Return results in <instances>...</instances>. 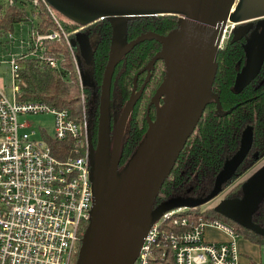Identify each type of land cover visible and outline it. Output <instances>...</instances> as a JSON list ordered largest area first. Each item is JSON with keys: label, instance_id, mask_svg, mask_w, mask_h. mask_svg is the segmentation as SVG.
I'll return each instance as SVG.
<instances>
[{"label": "water", "instance_id": "obj_1", "mask_svg": "<svg viewBox=\"0 0 264 264\" xmlns=\"http://www.w3.org/2000/svg\"><path fill=\"white\" fill-rule=\"evenodd\" d=\"M252 0H70L69 7L80 5L76 12L90 10L91 22L104 18L110 24V44L115 46L101 72L94 164L92 170V207L78 246L75 264H133L139 244L151 220L162 211L175 207H198L219 193L242 163L247 150L234 152L213 178L212 188L202 198L168 197L155 204L160 185L173 167L175 158L185 145L212 97L211 84L215 74V55L226 21L249 23L263 18L264 12H246ZM84 6V7H83ZM86 7V8H85ZM242 11V16L235 12ZM173 14L178 17L169 34L143 32L126 40L130 18ZM232 15V18L230 17ZM264 34V20L260 22ZM255 24V26H257ZM250 24L235 27L239 39L250 30ZM144 39L156 40L161 50L152 56L134 75L130 96L118 116L109 146V81L117 60ZM263 40V39H262ZM114 44V45H112ZM264 57V40L260 41L255 74ZM163 60V76L146 107V134L129 162L116 175L121 129L142 91L150 67ZM145 70L139 89L135 79ZM249 79V78H248ZM247 79V80H248ZM246 81V80H245ZM244 81V82H245ZM160 100V105L159 101ZM150 105L154 119L148 117ZM249 145V144H248ZM88 146H91L90 135ZM248 147V146H247ZM92 147L89 148V156ZM102 171L105 177L102 176ZM264 193V164L255 169L241 184L240 195L222 199L214 210L231 221L264 236V229L250 220Z\"/></svg>", "mask_w": 264, "mask_h": 264}, {"label": "trees", "instance_id": "obj_2", "mask_svg": "<svg viewBox=\"0 0 264 264\" xmlns=\"http://www.w3.org/2000/svg\"><path fill=\"white\" fill-rule=\"evenodd\" d=\"M30 0H0V37L14 30L16 23L25 22L28 19L26 6ZM31 16L36 17V30L46 32L56 27V22L47 13L45 6L39 5L30 11ZM178 17L173 14L139 16L130 18L126 25V40H131L143 32L157 33L161 36L169 34L176 26ZM58 20V19H57ZM96 27L98 39L91 52L92 70L91 76L96 86L101 80V72L106 60L112 52L110 44V24L104 19H97ZM61 27L67 33H71L78 26L71 23H63ZM232 32L224 40L221 48L215 55V74L212 81V97L208 98L201 116L195 124L192 133L185 141V145L176 156L167 177L160 185L155 198V204L168 198L177 186L182 185L191 177L197 181L202 179L205 173L216 175L224 163L223 152L230 155L235 151L240 127L243 122H249L250 139L242 163L235 170L231 179L225 183L237 180L226 198L240 195V184L244 180L238 179L254 167L260 159L264 158V57L254 76L244 82L235 90L233 83L243 61L244 48L240 39L234 38ZM161 50V45L156 40L144 39L135 44L114 65L109 81L108 107L124 108L131 93V85L134 75L149 61V59ZM45 52L60 54L62 59L58 68H51L45 63H39L34 56L26 55L15 60L18 66L16 99L19 102H40L55 108L67 110L71 119L77 120L81 113L80 93L87 90L81 87L79 90L75 62L68 48L63 42H47ZM163 60L157 59L150 69V77L144 86L142 94L135 101L129 112L126 122L124 137L120 143L117 161L118 165L125 166L130 157L139 147L146 134L145 109L148 101L154 95L156 87L163 76ZM143 72L139 73L135 84L142 82ZM161 103V102H160ZM96 104V103H94ZM98 106V104H96ZM148 117L153 120L152 107ZM92 123L89 129L90 140L93 145L96 141L97 113L92 114ZM45 135L52 154L59 160L72 154L73 142L69 140H53ZM246 179V178H245ZM181 215L196 221L197 217H209L220 220L232 234H238L245 239L264 245V236L251 228H246L231 221L229 218L217 213L214 208L189 207L182 211ZM251 222L260 229H264V193L260 203L250 214ZM81 228L82 232L85 228Z\"/></svg>", "mask_w": 264, "mask_h": 264}, {"label": "built area", "instance_id": "obj_3", "mask_svg": "<svg viewBox=\"0 0 264 264\" xmlns=\"http://www.w3.org/2000/svg\"><path fill=\"white\" fill-rule=\"evenodd\" d=\"M28 3L34 8L45 6L56 27L40 33L35 26L27 29V51L7 61L10 95L0 90V264H75L80 231L87 224L93 205L89 148L94 147L88 146L90 128L70 119L67 110L16 99L17 58L34 56L39 63L58 68L61 55L45 52L46 43L56 41L66 45L74 62L70 34L63 30L45 1ZM233 24L225 22L219 46L231 33ZM10 34L5 35L8 41L12 40ZM79 86L83 87L80 77ZM28 112L51 114L53 135L46 136L73 142L72 154L58 160L45 135L38 140L33 137V130L24 131L29 125L20 123L17 114ZM102 176L105 177L103 171ZM185 209L162 211L151 220L133 264H240L235 243L207 241L203 237L205 227L233 236L231 229L209 217L188 219L181 215Z\"/></svg>", "mask_w": 264, "mask_h": 264}, {"label": "rangeland", "instance_id": "obj_4", "mask_svg": "<svg viewBox=\"0 0 264 264\" xmlns=\"http://www.w3.org/2000/svg\"><path fill=\"white\" fill-rule=\"evenodd\" d=\"M48 8L50 9L52 15H55L58 20H61L63 23H71L73 25H79L80 27L77 29H74L70 35L69 40L72 44V51H73V58L74 62L76 63L77 68V74L81 79L82 86L86 88V93H80V105H81V113L78 117V121L81 122V125H86L90 128L92 123V114L94 110H96V113H98V106L97 100L99 95L98 86L95 85L94 80L91 76V70H92V61H91V52L94 48V45L97 41L98 35L94 33L93 31H89L86 28L83 30H80L81 27L91 22V16L89 15L90 10L85 9V11L82 12H76L80 5L75 4L74 7H69V1L70 0H44ZM239 2V0H238ZM26 6V13L28 14V19L25 20V22H21L19 27L21 26L22 32L25 33L26 28L28 29L30 26H35L37 23L36 17L31 16L30 11L32 10V6L29 4ZM84 7V6H83ZM86 8V7H85ZM246 12L249 13H261L264 12V0H252L248 5ZM235 14L242 16L244 13L242 11L235 12ZM232 18V15H230ZM18 24V23H16ZM14 25V29L15 26ZM18 28L16 29L15 34L18 36ZM255 31L257 29H254ZM255 31H251L249 35H247L246 39V60L241 68V70L238 73V76L236 78V81L234 83L233 89H239L242 86V83L250 78L253 72V67L255 60L258 58L260 46L258 45V42L251 38L254 37ZM254 32V33H253ZM233 34V33H232ZM235 34V33H234ZM233 34V35H234ZM251 36V37H249ZM249 37V38H248ZM4 42V37L0 38ZM114 45V44H112ZM115 46H112V49ZM4 64L0 65V75L5 80L6 88L3 91L8 96L10 95V83L11 78L9 76V72H5V69L3 68ZM78 87L79 90L81 87L79 86V80H78ZM96 103V104H94ZM112 112V114H114ZM17 120L20 123H28L29 127L23 129L26 132H29L30 130H33V137L35 139H42V135L45 133L49 137H51L53 134V122L52 115L49 113H24V114H17ZM98 120V119H97ZM85 121V122H84ZM44 129V131H43ZM126 130V124L123 125L121 129L122 138L124 137ZM250 139V128H249V122L245 121L240 127L239 136L237 139V146L235 148L234 152H241L244 151V149L247 148L249 144ZM233 152V153H234ZM232 153V154H233ZM94 154H95V148L92 150V155L90 157L91 167L93 166L94 162ZM231 154V155H232ZM230 155V156H231ZM222 157L224 158V162L227 161L230 157L227 155V152H223ZM264 164V158L260 159L259 162L249 169L244 176L240 177L238 181L245 180L255 169L259 168V166ZM123 168V167H122ZM122 168L116 167V175H119L120 172L123 170ZM90 176H92V170L90 171ZM214 175L210 173H205L202 176V179L200 181H197L195 177H191L188 179V181L182 185L177 186L176 189L171 193L169 197H182V198H191V199H199L202 198L205 194H207L210 189L212 188V182H213ZM237 182V180L231 181L230 184L223 185L221 191L217 193L216 196H214L212 199L208 200V202L203 203V205L200 206V209L203 210L204 208H214L218 205V203L225 199V195H227L231 188L234 186L233 184ZM155 219V218H154ZM208 227H205L203 237L205 239H212L213 237L217 236L218 234L214 232L213 230L206 229ZM211 229L214 227H210ZM215 229V228H214ZM209 232V233H207ZM234 239L240 238L238 234H233ZM208 239V240H209ZM261 264H264V248H261Z\"/></svg>", "mask_w": 264, "mask_h": 264}, {"label": "crops", "instance_id": "obj_5", "mask_svg": "<svg viewBox=\"0 0 264 264\" xmlns=\"http://www.w3.org/2000/svg\"><path fill=\"white\" fill-rule=\"evenodd\" d=\"M21 24L18 23L15 26V29L13 32H11L10 35H12V40L8 41V38L4 37V42L0 39V65L4 64L3 68L5 69V72H9V65L7 64V61L14 55L25 53L27 51L26 48H28L27 40V28L25 30V33L22 32ZM19 29L17 34H15L16 29ZM2 38V37H0ZM20 40L22 42H20ZM10 76V73H9ZM5 80L0 75V90L4 91L6 88ZM213 230L218 235L213 237L212 239H206L207 241H214V242H225V241H232L235 243L236 251H237V257L240 262V264H253V263H259L261 264V248H264V245H259L255 242H252L248 239L243 238L239 235L240 238L234 239V236H230L226 232L222 231L221 229H214V228H206ZM209 233V232H207Z\"/></svg>", "mask_w": 264, "mask_h": 264}, {"label": "flooded vegetation", "instance_id": "obj_6", "mask_svg": "<svg viewBox=\"0 0 264 264\" xmlns=\"http://www.w3.org/2000/svg\"><path fill=\"white\" fill-rule=\"evenodd\" d=\"M262 20H264V17L263 18H254L253 20H249L250 22L249 23H246V22H240V23H238V24H233V26H232V31L235 29V27H240V26H243V24H250L251 26V28H250V30H248L245 34H243L240 38H241V41H242V44H243V48H244V58H243V61L241 62V66L239 67V70L238 71H240L241 70V68L243 67V65H244V63H245V60H246V39H247V35H249L250 33H251V31H255L254 29H257L256 31H255V33L254 34H252V35H254V37L252 36H249V37H251V38H254L257 42H258V45L260 46V41L262 42L263 40H264V34L262 33V31H261V24H260V22L262 21ZM128 22V21H127ZM99 23V20H96V21H93V22H90V23H88V24H86V25H84L83 27H81L80 28V30H83L84 28H86L87 30H89V31H93L94 33H96V27H97V24ZM258 23V25L257 26H255V24H257ZM80 26L78 25V27L77 28H79ZM76 28V29H77ZM231 31V32H232ZM97 35H98V33H96ZM231 34V33H230ZM233 35V34H232ZM231 35V36H232ZM233 37L234 38H236V34H234L233 35ZM248 37V38H249ZM239 38V39H240ZM98 39V38H97ZM263 39V40H262ZM97 42V41H96ZM224 42V41H223ZM222 42V45L224 44ZM96 44V43H95ZM222 45L221 46H219V48H221L222 47ZM153 66V65H152ZM144 67V66H143ZM142 67V68H143ZM141 68V69H142ZM150 69H151V67H150ZM150 69H149V71L147 72V74H148V77H147V80L145 81V83H144V85L142 86V91L144 90V86L146 85V83H147V81H148V79H149V77H150ZM143 72V74H144V77H143V79H142V82L144 81V79H145V77H146V72H145V70H143V71H141V73ZM239 73V72H238ZM256 73V72H255ZM138 76V75H137ZM237 76H238V74L236 75V78H237ZM254 76V75H253ZM252 76V77H253ZM251 77V78H252ZM236 78H235V80H234V83H235V81H236ZM251 78H249V79H251ZM136 79H137V77H136ZM135 79V80H136ZM248 79V80H249ZM247 81V80H246ZM245 81V82H246ZM142 82L141 83H139V84H135V89H136V91L139 89V87H140V85L142 84ZM234 83H233V86H234ZM244 83V82H243ZM242 83V84H243ZM133 84V83H132ZM131 87H132V85H131ZM132 90V89H131ZM236 90H238V89H236ZM142 91H141V94H142ZM140 94V95H141ZM139 95V96H140ZM138 99V98H137ZM149 102V101H148ZM159 102V105H160V100L158 101ZM149 104V103H148ZM147 104V105H148ZM147 107V106H146ZM152 107V114H154V107H153V105H150V107H149V109ZM149 109H148V112H149ZM122 110H123V108L122 107H118V109H117V107H114V109H110V111H109V118H110V121H109V132H110V137H109V146H110V143H111V140H112V137H113V134H114V129H115V125H116V123H117V121H118V116L120 115V113L122 112ZM115 111V113L114 114H112V112H114ZM145 112H146V109H145ZM148 112H147V114H148ZM127 122V121H126ZM126 122H125V124H126ZM124 124V125H125ZM91 137V136H90ZM122 134H121V136H120V140H119V145H120V143H121V141H122ZM91 141V140H90ZM91 145L92 146H94L93 144H92V142H91ZM119 148H120V146H119ZM117 167L118 168H122V165H117ZM226 198V197H225ZM81 239V238H80ZM80 243V242H79Z\"/></svg>", "mask_w": 264, "mask_h": 264}]
</instances>
